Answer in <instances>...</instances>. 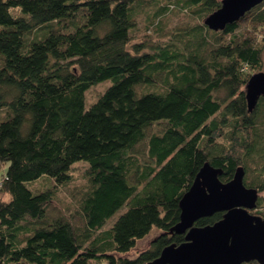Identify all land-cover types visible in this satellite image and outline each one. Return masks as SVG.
I'll return each mask as SVG.
<instances>
[{
  "label": "trees",
  "instance_id": "1",
  "mask_svg": "<svg viewBox=\"0 0 264 264\" xmlns=\"http://www.w3.org/2000/svg\"><path fill=\"white\" fill-rule=\"evenodd\" d=\"M160 1L0 0V264H149L184 241L170 229L206 162L222 181L241 165L245 185L264 190V97L252 111L246 98L264 66V0L218 30L205 19L222 0H178L199 21L138 41L141 10ZM77 162L79 222L49 210ZM43 178L52 185L31 187Z\"/></svg>",
  "mask_w": 264,
  "mask_h": 264
},
{
  "label": "water",
  "instance_id": "2",
  "mask_svg": "<svg viewBox=\"0 0 264 264\" xmlns=\"http://www.w3.org/2000/svg\"><path fill=\"white\" fill-rule=\"evenodd\" d=\"M262 0H222L205 23L223 29L238 20ZM264 97V71L251 75L246 98L252 111ZM221 168L206 162L180 200V220L170 232L184 233V241L164 247L149 264H242L256 260L264 264V218L255 209L259 190L244 183L245 169L239 166L229 181H222ZM223 211V217L205 226L196 225L202 217Z\"/></svg>",
  "mask_w": 264,
  "mask_h": 264
},
{
  "label": "rangeland",
  "instance_id": "3",
  "mask_svg": "<svg viewBox=\"0 0 264 264\" xmlns=\"http://www.w3.org/2000/svg\"><path fill=\"white\" fill-rule=\"evenodd\" d=\"M162 1L164 0H161L159 3L161 4ZM169 2L175 4V6L171 7L170 11L164 13L158 18L154 17L152 14L154 12L155 7H158L160 4L155 3V6H152L154 4L152 3L150 7L149 6L143 7V9L141 10V14L138 17L137 28L134 30L133 35L135 39H137L138 41L148 39V41L150 42L157 41V40H160V41L167 40L168 36L170 35L172 31H178V29L183 28L186 25L187 21H190L192 23L199 21L198 18L190 17L188 12L181 10L179 7L180 5L178 3V0H172V1L169 0ZM158 25L161 26L160 28L161 30H157L156 27ZM242 30L243 31L246 30V25L243 26ZM242 30H239V31H242ZM263 61H264V54H263ZM259 71H264V66ZM256 72H258V70ZM107 84L108 82L106 81V82H101L91 87L86 92V97H87L88 102L93 101L97 97V95L100 94L104 90ZM6 168H7V164L1 163L0 161V185L4 177V173L6 172ZM85 172H86V166L84 165V163L77 162L73 166L71 179L69 183H67L66 185L58 186L55 189L53 200L49 204V210L51 213L53 214L56 212L64 213L66 217H71L73 219H75L76 217L77 219L79 218L78 222L80 221V214L78 213V210H77L78 193L80 192V190L85 184V181H86ZM51 185L52 183H49L44 178L31 183V187L33 189L43 188L46 186L50 187ZM259 197H260L259 199L260 205H258V202H257L256 208L252 209L250 212L255 215L262 216L264 218V215H263L264 190H260ZM8 198L9 196L7 193H0V199L7 200ZM117 217H118V214L114 215L108 221V223L112 224ZM158 233H159L158 229H153V231L147 237L137 242L135 249H133L131 253L135 254L138 249L148 247L153 237L156 236Z\"/></svg>",
  "mask_w": 264,
  "mask_h": 264
},
{
  "label": "bare ground",
  "instance_id": "4",
  "mask_svg": "<svg viewBox=\"0 0 264 264\" xmlns=\"http://www.w3.org/2000/svg\"><path fill=\"white\" fill-rule=\"evenodd\" d=\"M243 264V263H242Z\"/></svg>",
  "mask_w": 264,
  "mask_h": 264
}]
</instances>
